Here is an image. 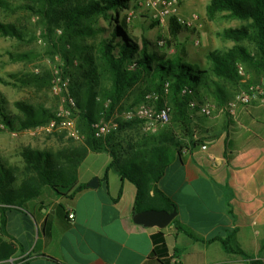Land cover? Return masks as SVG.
<instances>
[{
	"label": "crops",
	"instance_id": "crops-1",
	"mask_svg": "<svg viewBox=\"0 0 264 264\" xmlns=\"http://www.w3.org/2000/svg\"><path fill=\"white\" fill-rule=\"evenodd\" d=\"M228 102L210 117L192 116L191 129L179 135L180 143L158 144L146 168L148 199L143 207L167 209L165 202L152 199L158 187L176 205L174 220L189 233L174 221L163 229L134 221L137 188L123 176L122 167L133 164L136 149L153 147L134 125L116 135V164L107 177L114 159L107 150L90 151L80 164L79 183L98 177V187L87 186L73 197L47 190L21 208L7 209L3 228L0 213V245L14 247L8 260L163 264L152 255V235L162 230L172 261L264 264V102L233 111L224 109ZM162 130L148 131L146 137ZM224 240L233 250L226 249Z\"/></svg>",
	"mask_w": 264,
	"mask_h": 264
},
{
	"label": "trees",
	"instance_id": "trees-1",
	"mask_svg": "<svg viewBox=\"0 0 264 264\" xmlns=\"http://www.w3.org/2000/svg\"><path fill=\"white\" fill-rule=\"evenodd\" d=\"M42 13L52 23V18L57 16L63 24L67 34L78 37H93L104 31L103 28L94 27L93 21L103 17L108 21L116 22L110 35L101 39L97 45L90 46L95 50L100 65L94 64L95 57L88 58L91 69L87 73L89 77L88 89H93L94 83L99 77H107L111 82L109 87H104L102 95L104 100L110 99L111 111L122 100L128 89L140 82L145 73L150 77V83L145 86L141 100H145L146 92H156L161 95L159 106L164 104L166 97L170 99L171 125H167L157 135L144 136L146 144L153 142L152 148H138L134 154V162L128 168L122 167V174L129 178L137 188L135 211L155 207V205L143 207L146 201L145 177L146 168L153 159L158 144L180 143L176 133V125L184 132H189L192 123V111L189 107L191 99L196 98L200 102L208 99V94L215 93L214 99L218 104L227 102L225 90L220 82L215 79L237 81L239 79L237 65L239 62L249 64L254 68H264V0H211L207 5V14L210 18L222 11H229L234 17L251 22V28H229L223 33L227 39L240 41L249 38L254 41L258 48V55H253L246 47L237 44L226 52L211 51L208 55L213 64L211 72L201 69L198 65L193 66L185 60L187 53L184 46L173 57L155 53L149 40L141 37V45L130 34V26L127 16L119 19L121 9H129L132 0H39ZM2 2H0L1 5ZM51 12H54V16ZM159 21H154L150 28L157 26ZM186 29L178 18H170V35L176 39L180 32ZM0 32L3 35L19 37L20 31L13 24L0 22ZM171 42V41H168ZM156 62V63H155ZM209 75H211L209 77ZM91 79V80H90ZM29 82L41 84L40 77H33ZM169 83L170 91L164 95L165 84ZM189 87L193 94H182V89ZM202 91L208 94L203 95ZM91 92V91H90ZM146 94V95H145ZM213 98V97H211ZM143 99V100H142ZM17 106L26 117L19 114H9L0 103V121L12 130L32 128L42 122L34 106L18 102ZM134 106V105H132ZM78 108H83L78 102ZM85 120L86 134L85 147L82 149L63 150L56 154L37 151L30 148L22 151L25 162L24 178L18 180L13 176L11 168L0 159V213L2 228L6 222V211L12 207L21 208L26 202L40 197L45 191L51 190L58 197H73L78 192L87 188L86 184L79 183V167L90 151L100 152L107 150L113 156V161L105 172V177L110 167L116 164V153L113 141L119 131L130 127L139 126V121L124 122L120 128L105 138L97 137L93 124L95 119L91 115H82ZM153 200H161L166 203L168 211H172L176 205L168 199L164 193L156 187ZM174 223L180 230L189 233L176 220ZM1 241V239H0ZM152 255L162 261L163 264H171L173 255L170 254L166 241V234L160 230L152 235ZM0 264H11L10 256L14 253V247L1 242ZM227 250H233L227 241H223ZM242 252V251H240ZM3 253V255H1ZM243 253V252H242ZM18 264H24L23 262ZM255 264H263L255 261Z\"/></svg>",
	"mask_w": 264,
	"mask_h": 264
},
{
	"label": "rangeland",
	"instance_id": "rangeland-1",
	"mask_svg": "<svg viewBox=\"0 0 264 264\" xmlns=\"http://www.w3.org/2000/svg\"><path fill=\"white\" fill-rule=\"evenodd\" d=\"M210 1L178 0L177 12L186 29L176 39H172L170 35L171 17L160 19L157 11L146 4V0H132L129 9L120 10L119 19L127 16L130 34L140 45L141 37L145 36L152 51L173 57L178 54L181 44L186 49L185 60L188 63L210 72L213 64L208 55L211 51L224 53L239 44L253 55H258L257 45L251 39L236 41L223 35L229 28L252 29L251 22L234 17L229 11L219 12L214 18H210L207 14ZM0 2V22L15 25L21 33L19 37H12L0 32V103L9 114H19L23 118L26 114L18 108L17 103L32 105L42 120L35 127L20 130L7 128L0 121V159L11 168L13 176L18 180L13 185L17 186L24 178V149L53 154L63 150L82 149L86 146L85 120L82 115H91L95 119L94 124L111 119L121 120L122 114L141 100L150 77L145 73L142 80L128 89L122 100L106 113V109H110L111 100H104L102 90L109 87L111 82L107 79L108 76L99 77L94 82L96 86L88 89L87 73L91 69L88 58L94 55V64L99 67L97 54L90 46L97 45L101 39L109 36L118 23L99 17L92 24L103 28V32L93 37H78L65 33L62 22L54 16V12H51L54 18L50 24L41 11L43 7L39 0ZM156 20L159 21L157 26L150 28ZM237 68V81L215 78L225 90L228 101L240 94L248 82L264 84L263 67L254 68L239 62ZM33 77H40L42 83L29 82ZM202 94L208 93L202 91ZM214 95L211 92L206 100L218 110L222 104L217 103ZM71 98L76 106L72 105ZM78 102H81L83 108H78ZM164 104L171 107L169 97H166ZM171 123L172 120L169 125ZM139 127L147 136L148 131L143 129V125L140 124ZM175 129L174 133L179 137L183 131L178 125ZM9 262L11 263L10 260Z\"/></svg>",
	"mask_w": 264,
	"mask_h": 264
},
{
	"label": "built area",
	"instance_id": "built-area-1",
	"mask_svg": "<svg viewBox=\"0 0 264 264\" xmlns=\"http://www.w3.org/2000/svg\"><path fill=\"white\" fill-rule=\"evenodd\" d=\"M146 4L157 11V16L160 19L167 17H177L178 21L184 23L178 15V0H146ZM170 91L169 83L165 84L164 95H168ZM182 94H193V90L189 87L182 89ZM73 106H76L73 98L70 99ZM161 95L156 92L148 93L142 104L132 106L126 110L121 120L111 119L109 121L99 122L94 124L95 134L97 137H105L120 128V122L139 121L143 125V129L150 132H157L165 128L171 121V107L168 104L159 106ZM254 101L264 102V84L257 82H248L246 88L238 94L234 99L230 100L224 109L233 111L238 106L248 107ZM189 107L192 111V116L202 115L210 117L217 110L216 106L208 101L200 102L196 98L191 99ZM207 146L204 145L203 148ZM70 218H74V214H69ZM14 264L15 261L13 260ZM172 264H181L180 260L175 258Z\"/></svg>",
	"mask_w": 264,
	"mask_h": 264
},
{
	"label": "water",
	"instance_id": "water-1",
	"mask_svg": "<svg viewBox=\"0 0 264 264\" xmlns=\"http://www.w3.org/2000/svg\"><path fill=\"white\" fill-rule=\"evenodd\" d=\"M99 184L100 182L98 177H95L87 184V186L96 188L99 186ZM177 213L178 211L176 207H174L172 211H168L166 209H146L137 212L133 219L138 224L148 227L156 226L163 229L174 221Z\"/></svg>",
	"mask_w": 264,
	"mask_h": 264
}]
</instances>
